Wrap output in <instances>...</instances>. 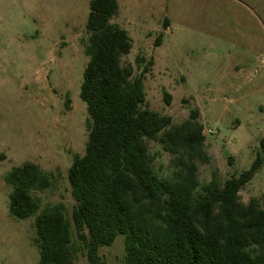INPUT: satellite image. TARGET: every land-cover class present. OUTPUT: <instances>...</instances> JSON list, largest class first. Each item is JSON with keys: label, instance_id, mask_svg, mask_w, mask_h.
I'll list each match as a JSON object with an SVG mask.
<instances>
[{"label": "rangeland", "instance_id": "1", "mask_svg": "<svg viewBox=\"0 0 264 264\" xmlns=\"http://www.w3.org/2000/svg\"><path fill=\"white\" fill-rule=\"evenodd\" d=\"M91 0H0V264H40L34 218L9 210L6 175L25 162L55 174L36 195L42 207L62 203L72 221L69 172L88 141L87 104L80 97L88 61ZM112 21L133 41L123 63L145 78L146 106L173 123L199 109L210 161H198L207 183L249 169L264 137V0H118ZM160 43L157 45V40ZM145 62L138 66L137 58ZM155 171L173 172L171 154L150 142ZM264 196V162L241 190L245 203ZM74 245L81 247L72 225ZM101 264H129L125 235L99 250ZM74 264H89L83 250Z\"/></svg>", "mask_w": 264, "mask_h": 264}, {"label": "trees", "instance_id": "2", "mask_svg": "<svg viewBox=\"0 0 264 264\" xmlns=\"http://www.w3.org/2000/svg\"><path fill=\"white\" fill-rule=\"evenodd\" d=\"M119 6L118 0L90 1L80 89L89 135L69 172L72 221L62 203L42 207L36 192L50 188L55 174L29 161L6 175L11 215L35 216L40 264H74L78 250L89 264H101L100 248L119 234L129 264H264V196L248 203L240 197L263 165L264 137L249 169L224 181L214 171L202 184L197 162L210 156L200 111L192 109L176 124L146 106L145 78L154 61L140 73L123 63L133 41L112 21ZM136 61L142 66L145 58ZM152 140L171 154L170 176L155 171ZM72 225L81 247L74 245Z\"/></svg>", "mask_w": 264, "mask_h": 264}]
</instances>
